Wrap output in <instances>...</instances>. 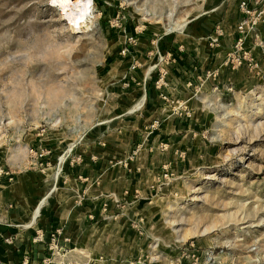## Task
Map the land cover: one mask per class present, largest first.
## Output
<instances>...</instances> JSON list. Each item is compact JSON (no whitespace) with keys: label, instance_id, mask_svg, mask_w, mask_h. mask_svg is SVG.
I'll use <instances>...</instances> for the list:
<instances>
[{"label":"rangeland","instance_id":"374dc122","mask_svg":"<svg viewBox=\"0 0 264 264\" xmlns=\"http://www.w3.org/2000/svg\"><path fill=\"white\" fill-rule=\"evenodd\" d=\"M219 1L92 0L70 19L78 0H0V175L46 163L47 138L76 142L105 115L127 37L176 30ZM252 52L198 92L200 141L159 174L133 264H264V49Z\"/></svg>","mask_w":264,"mask_h":264},{"label":"crops","instance_id":"0c3cea01","mask_svg":"<svg viewBox=\"0 0 264 264\" xmlns=\"http://www.w3.org/2000/svg\"><path fill=\"white\" fill-rule=\"evenodd\" d=\"M237 2L220 0L181 28L141 34L127 54L118 50L114 100L105 115L76 142L47 138L46 163L39 158L38 165L0 175V264L135 262L145 244L140 220L152 211L159 174L179 169L200 141L205 112L197 106L198 92L230 81L236 71L225 59L235 51ZM216 25L223 33L211 44ZM251 38L241 51L253 58L252 50L263 48ZM155 48L169 57L160 64L161 87Z\"/></svg>","mask_w":264,"mask_h":264},{"label":"built area","instance_id":"2783aa9c","mask_svg":"<svg viewBox=\"0 0 264 264\" xmlns=\"http://www.w3.org/2000/svg\"><path fill=\"white\" fill-rule=\"evenodd\" d=\"M237 7L241 16L239 17L236 23V30L238 36L233 44L232 53H228L226 56V62L231 63L232 66H235L242 62L243 58L248 56L247 50H242L243 44L247 38L252 37L254 44L261 45L263 48L264 40L261 35L262 28L264 27V0H238ZM214 34L210 38L211 44H218L219 36L223 33L222 28L218 25L215 26ZM126 44L122 46L119 50V53L122 55L127 54L129 51V45L135 42V38L132 36L127 37ZM240 49V52H237ZM264 49V48H263ZM157 59L154 64L155 67H158L159 75L155 81L158 87H161L165 84L164 74L165 71L161 68L160 64L167 62L169 57L167 54H162L158 49H156ZM135 66V62L131 65V68ZM214 71H208L206 75H213ZM163 98H167L166 94L161 93ZM157 120L153 121V124H157ZM43 130V129H42ZM79 159V156H76ZM2 168H0V174L2 173ZM53 244H56V235L51 236Z\"/></svg>","mask_w":264,"mask_h":264},{"label":"bare ground","instance_id":"6f19581e","mask_svg":"<svg viewBox=\"0 0 264 264\" xmlns=\"http://www.w3.org/2000/svg\"><path fill=\"white\" fill-rule=\"evenodd\" d=\"M57 2H68V1H71V0H56ZM92 0H78V3L77 5H75L71 12L69 13V17L70 19H73L75 17H78V16H82L84 14V12L86 11L87 8H89L90 6V2ZM183 25H178L177 28H181ZM174 29V27L172 26H169V29ZM176 29V28H175Z\"/></svg>","mask_w":264,"mask_h":264}]
</instances>
